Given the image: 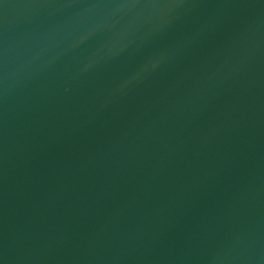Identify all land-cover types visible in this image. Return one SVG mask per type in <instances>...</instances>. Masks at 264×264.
<instances>
[{"label": "water", "instance_id": "obj_1", "mask_svg": "<svg viewBox=\"0 0 264 264\" xmlns=\"http://www.w3.org/2000/svg\"><path fill=\"white\" fill-rule=\"evenodd\" d=\"M0 264H264V0H0Z\"/></svg>", "mask_w": 264, "mask_h": 264}]
</instances>
